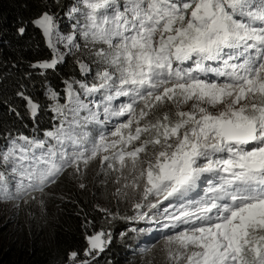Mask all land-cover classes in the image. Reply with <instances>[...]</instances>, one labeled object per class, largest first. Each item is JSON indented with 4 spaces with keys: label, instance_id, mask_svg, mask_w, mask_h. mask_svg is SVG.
Wrapping results in <instances>:
<instances>
[{
    "label": "snow or ice",
    "instance_id": "6c2138e0",
    "mask_svg": "<svg viewBox=\"0 0 264 264\" xmlns=\"http://www.w3.org/2000/svg\"><path fill=\"white\" fill-rule=\"evenodd\" d=\"M32 23L51 56L29 67L47 78L75 57L80 79L46 88L42 135L17 91L35 125L0 146V202L42 206L69 170L84 189L98 160L131 205L102 219L155 225L166 264H264V0H52ZM90 227L65 264H99L112 233Z\"/></svg>",
    "mask_w": 264,
    "mask_h": 264
},
{
    "label": "trees",
    "instance_id": "16d2710c",
    "mask_svg": "<svg viewBox=\"0 0 264 264\" xmlns=\"http://www.w3.org/2000/svg\"><path fill=\"white\" fill-rule=\"evenodd\" d=\"M51 3L52 0H0V146L6 143L8 133L31 135L33 132L35 122L26 110V101L16 94L21 86L40 106L36 127L42 135L43 130L51 127L53 115L48 110L51 102L46 99V88L52 86L62 95L63 80L80 79L75 57L66 58L56 71L49 70L47 78L29 67L51 56L41 30L32 23ZM71 3L72 0H60L62 6ZM54 10L60 17L61 32L66 34L71 25L64 15L66 9ZM21 26L25 28L23 35L17 31ZM77 56L84 60L88 53L81 50ZM70 172L49 186L42 206L37 201L20 207L0 202V264H65L72 250L84 248L86 221L92 224L89 233L101 227L112 233L111 245L99 264H166L164 241L153 239L155 225L130 226L121 219L109 224L102 219L105 214L100 211L101 206L131 215V205L121 201L117 206L115 185L111 177L105 181L100 165L87 170L83 177L84 189ZM133 227L141 231L133 232ZM147 239H153L154 243L141 246Z\"/></svg>",
    "mask_w": 264,
    "mask_h": 264
},
{
    "label": "rangeland",
    "instance_id": "374dc122",
    "mask_svg": "<svg viewBox=\"0 0 264 264\" xmlns=\"http://www.w3.org/2000/svg\"><path fill=\"white\" fill-rule=\"evenodd\" d=\"M51 116H52V115H51ZM96 164L99 165V161L95 162L94 164L91 163V164L89 165V167H88L87 170H89V169H91V168H94V167L96 166ZM86 174H87V171H86ZM68 178H69V177H68ZM129 195H130V197H131V193H130ZM101 208H102V209H107V210L111 211V209H108V207H105V206H101Z\"/></svg>",
    "mask_w": 264,
    "mask_h": 264
},
{
    "label": "clouds",
    "instance_id": "9594fccd",
    "mask_svg": "<svg viewBox=\"0 0 264 264\" xmlns=\"http://www.w3.org/2000/svg\"><path fill=\"white\" fill-rule=\"evenodd\" d=\"M150 240H151V239L144 240V241L141 243V246L146 247L147 245H152L154 242L148 243V241H150ZM151 241H152V240H151Z\"/></svg>",
    "mask_w": 264,
    "mask_h": 264
},
{
    "label": "bare ground",
    "instance_id": "6f19581e",
    "mask_svg": "<svg viewBox=\"0 0 264 264\" xmlns=\"http://www.w3.org/2000/svg\"><path fill=\"white\" fill-rule=\"evenodd\" d=\"M51 125H52V122H51Z\"/></svg>",
    "mask_w": 264,
    "mask_h": 264
},
{
    "label": "water",
    "instance_id": "95a60500",
    "mask_svg": "<svg viewBox=\"0 0 264 264\" xmlns=\"http://www.w3.org/2000/svg\"><path fill=\"white\" fill-rule=\"evenodd\" d=\"M45 40H46V38H45ZM47 42V41H46Z\"/></svg>",
    "mask_w": 264,
    "mask_h": 264
}]
</instances>
